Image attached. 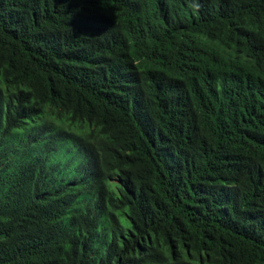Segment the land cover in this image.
Wrapping results in <instances>:
<instances>
[{"label":"trees","instance_id":"16d2710c","mask_svg":"<svg viewBox=\"0 0 264 264\" xmlns=\"http://www.w3.org/2000/svg\"><path fill=\"white\" fill-rule=\"evenodd\" d=\"M0 264H264V0H0Z\"/></svg>","mask_w":264,"mask_h":264}]
</instances>
